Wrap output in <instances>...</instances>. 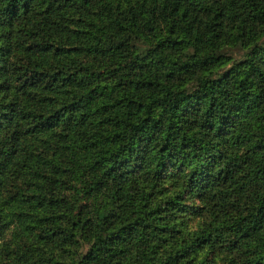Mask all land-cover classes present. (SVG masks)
I'll use <instances>...</instances> for the list:
<instances>
[{
    "label": "trees",
    "instance_id": "1",
    "mask_svg": "<svg viewBox=\"0 0 264 264\" xmlns=\"http://www.w3.org/2000/svg\"><path fill=\"white\" fill-rule=\"evenodd\" d=\"M0 264H264V0H0Z\"/></svg>",
    "mask_w": 264,
    "mask_h": 264
}]
</instances>
